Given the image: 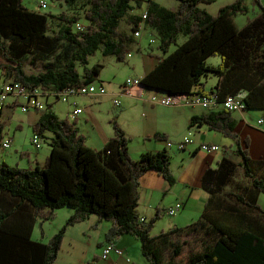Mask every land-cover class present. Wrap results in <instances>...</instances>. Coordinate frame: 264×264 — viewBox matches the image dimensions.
I'll list each match as a JSON object with an SVG mask.
<instances>
[{
	"label": "trees",
	"instance_id": "trees-1",
	"mask_svg": "<svg viewBox=\"0 0 264 264\" xmlns=\"http://www.w3.org/2000/svg\"><path fill=\"white\" fill-rule=\"evenodd\" d=\"M56 1L73 9L52 14L29 9L20 0H0V59H6L0 63L1 81L17 80L46 91L93 81L102 65H87L88 55L98 49L123 60L132 32L143 24L155 36L160 56L138 84L212 96L208 110L191 115L188 123L205 124L231 138L239 159L221 156L203 170L200 185L208 196L197 219L151 233L158 212L138 218V179L152 169L173 180L165 149L130 157L128 137L115 120L104 144L90 147L73 118L57 117L46 104L31 124L40 137L50 133L42 164L19 167L0 161V264H56L66 225L90 213L109 222L106 241L124 232L135 236L148 264H264V211L256 201L257 193L264 192V156L250 157L246 137L239 140L233 110L220 105L226 94H240L241 110L257 109L264 118V5L251 0L258 13L236 26L232 15L246 10L242 0L221 4L215 12L200 7L202 0H177L173 8L144 0V16L130 11L132 2L143 0ZM120 21L130 30L119 29ZM178 34L184 38L176 43ZM208 55L219 61L206 63ZM26 58L40 62L41 68L26 72ZM207 74L215 82L205 90L201 76ZM2 126L0 120V137ZM239 166L237 180L233 177ZM66 204L71 212L46 240L41 230L38 237L31 236L35 221L53 218L54 209ZM180 231L194 232L195 247L184 253L174 237Z\"/></svg>",
	"mask_w": 264,
	"mask_h": 264
},
{
	"label": "crops",
	"instance_id": "crops-1",
	"mask_svg": "<svg viewBox=\"0 0 264 264\" xmlns=\"http://www.w3.org/2000/svg\"><path fill=\"white\" fill-rule=\"evenodd\" d=\"M144 8L145 1L143 0L140 4L133 5L130 11L140 14ZM152 36L151 30L143 24L139 25L136 34L133 32L131 34L129 54H125L122 61L127 64L129 69L136 71L134 77L138 78L143 75L156 63L160 56L156 44L154 48L151 46L146 48L143 45L145 37L147 41H151ZM100 63L102 68L104 63ZM99 80L95 83L104 86V93H79L67 96L71 97L69 99L71 101L70 109L74 106L81 107V111L72 118L78 130L84 134L85 143L90 147L100 148L111 135V120H115L128 137L127 150L130 157L136 158L141 151L145 150L165 149L169 155V170L173 180L167 181L161 174L152 169L142 173L138 179L135 213L138 218L142 217L145 220L157 210L158 217L153 222V226H155L162 218L160 214L166 213L165 208L175 201H180L178 213L170 217L171 225L168 228L182 226L197 219L208 196V193L200 185V176L206 167L214 166L221 156L229 157L235 154L234 141L217 130L209 129L205 124L190 125L188 123L191 115L202 113L209 107L205 108L198 104L163 105L154 103L149 100L148 95L142 93V85H128L130 93H126L122 91L125 80L121 83L117 82L112 87L103 78L99 77ZM214 82L215 78L206 86L205 82L202 81L203 88L209 89ZM154 91L156 92V90ZM113 98L119 100L117 105L113 103ZM103 109L107 113L106 126L103 123L105 116L100 115ZM235 111H237L236 114H234ZM40 112L36 113L35 118L30 122L31 124ZM231 113L234 116L235 128L241 142L240 128L247 123L249 113L246 110H233ZM56 116L62 118L58 114ZM259 117L261 116H256L255 125L264 122L263 118L262 122L257 123L256 120ZM188 130L191 132V140L185 143L182 148H177L175 142ZM166 141H169L170 144L167 145ZM200 142L216 143L218 148L211 151L203 150L198 147ZM247 146L248 141L246 148ZM169 149L176 154V158L179 160L175 163L174 168H172ZM2 160L4 161L3 158ZM170 197H173V203H171ZM108 225L107 220L99 219L94 213L67 224L60 240L55 263L78 264L90 261L91 264H148L140 252L138 239L128 232L119 234L112 241L121 248V254L111 250L106 257H101V247L107 242L104 238V232Z\"/></svg>",
	"mask_w": 264,
	"mask_h": 264
},
{
	"label": "rangeland",
	"instance_id": "rangeland-1",
	"mask_svg": "<svg viewBox=\"0 0 264 264\" xmlns=\"http://www.w3.org/2000/svg\"><path fill=\"white\" fill-rule=\"evenodd\" d=\"M160 4L173 7L176 5L177 0H156ZM231 0H202L199 2V6L204 8L209 12H215L217 7L221 4L229 2ZM261 4L264 5V0H259ZM20 2L29 9H37L40 11L50 12L52 14H56L59 12L60 9L72 10V8H67L62 2L58 1H51L45 0L43 5L38 4V0H20ZM242 2L246 6V10L244 12H236L232 15L233 21L236 26H241L247 19L255 16L259 9L257 4L253 3L251 0H242ZM137 5L132 2V6ZM141 8L140 6L138 7ZM74 10L80 13V9L75 7ZM75 23H82L81 19L76 21ZM119 29H124L129 31L130 27L124 21L119 22ZM151 41H147L146 37L143 40L144 47H153L156 44L155 36L151 37ZM184 38V35L178 34L176 38V43L180 42ZM175 44H171L168 47V50L174 47ZM160 53V51H159ZM6 59L1 58L0 63H4ZM219 61V57L217 55H208L205 58V62L208 64H216ZM94 62H102L104 63L103 67L100 69L99 77L103 78L109 86H115L117 82L121 83L125 80L126 77H134L135 72L127 67V64L120 60L117 61L112 54H102L98 49L95 50L92 54L88 55L87 58V65H91ZM22 66L26 72L30 71H37L41 68L40 62L34 61L33 63L29 62V59L26 58L22 61ZM78 68H80L78 66ZM99 72V71H98ZM2 72L0 71V77H2ZM98 77V73L93 79V82L100 81ZM215 76L212 74H207L201 76V80L205 82V85L208 86L211 80ZM2 78H0V81ZM153 88L149 87H142V93L146 95H150L154 93ZM71 97H67L65 100H61L57 97H53L51 95L41 96L40 100L42 101V105L36 109H27L25 111H21L19 108L20 101H23L22 97H18L16 102H12L14 98L12 96H8L6 99V106L3 108L1 112L0 120L3 121V126L1 130V137L0 142L3 139L8 138L9 146L5 149L0 148V161L2 158L4 159L5 163L9 165L19 166V167H27L33 166L35 163L42 164L45 156L48 154L49 145L47 142V137L49 135V131L44 132V136H38V146H35L31 141L30 137L33 133L31 120L35 118L36 113L43 110L45 105H49V109H52L56 114L59 116L65 117L68 120H71L72 117L70 114V99ZM249 113L247 123L240 128V135L243 137L246 135L248 141V154L252 158H259L264 155L263 145H264V122L260 125H255L254 121L256 116H261L259 110L257 109H246ZM237 111L234 112L236 114ZM106 111L103 109L100 112V115L104 117V124L106 119ZM71 118H70V117ZM102 120V119H101ZM108 125V124H107ZM110 125V124H109ZM106 126V124H105ZM169 153L171 154V164L172 168H174L175 163L179 160L176 158V154L169 149ZM232 160H238V156L233 154L229 156ZM241 167H236L234 173V179H239L241 175ZM168 199V198H167ZM171 203L174 202L173 197L169 198ZM257 204L259 205L260 209L264 211V192L259 191L256 196ZM72 206L71 205H63L61 207L55 208V214L51 219H45L41 221H35L31 236L38 237L40 235V230L42 231L43 235L42 238L46 240L64 221L68 214L71 212ZM178 209L174 211L172 214L168 213H161L162 218L159 222L150 229L152 233L158 232L159 228L162 230H167L168 227L171 225L169 220L172 215H177ZM177 238L178 243H180V250L181 253H184L187 249L195 247V240H194V232H187V231H180L174 235ZM164 256H168V252L164 251Z\"/></svg>",
	"mask_w": 264,
	"mask_h": 264
},
{
	"label": "built area",
	"instance_id": "built-area-1",
	"mask_svg": "<svg viewBox=\"0 0 264 264\" xmlns=\"http://www.w3.org/2000/svg\"><path fill=\"white\" fill-rule=\"evenodd\" d=\"M45 3V0H38L39 5H43ZM141 16H144V11L141 13ZM75 26L77 28L81 27L80 23H75ZM134 34L137 33V30L133 31ZM129 54L128 52L126 53ZM135 85L138 84V78L137 77H126L124 81V86L122 88V91L126 93H130V89L128 85ZM105 88L100 83H95L93 81H90L88 83L78 84V85H71L68 87L61 88L56 91H46L42 90L37 86H25L21 84L17 80H4L0 82V118H1V112L3 108H5L6 99L8 96H12L14 100L12 102H16L18 97H22L23 101H20L19 108L21 111H25L28 108H39L42 105V101L40 100L41 96L45 95H52L54 97H57L61 100H65L68 95L73 94H86V93H104ZM149 100L154 103H159L163 105H194L198 104L202 107H208L210 104L213 103V98L210 95H202L199 93H187V92H169L165 90L156 91L154 93H151L148 96ZM240 94H226L221 102L220 105L230 109V110H241L243 107V102L241 101ZM113 103L118 104L119 100L117 98H113ZM81 111V107L74 106L70 109V116L74 117L75 114ZM263 118L259 117L257 118L256 122L260 123L262 122ZM190 131L188 130L185 134L182 135V137L175 142L177 148H182L185 143L189 142L190 139ZM38 134L33 131L30 141L35 145L38 146ZM166 144H170L169 141H166ZM9 145L8 138L3 139L0 142V148L5 149ZM198 147L203 150L211 151L216 150L218 148V144L212 143V142H200L198 144ZM180 207V201H175L173 204L167 206L165 208V212L168 214L174 213L176 209ZM140 220L143 218L140 217ZM113 251L117 254H121V248L116 246L113 242L107 241L104 243L101 247V257H106L109 251ZM78 264H91L90 261L80 262Z\"/></svg>",
	"mask_w": 264,
	"mask_h": 264
},
{
	"label": "water",
	"instance_id": "water-1",
	"mask_svg": "<svg viewBox=\"0 0 264 264\" xmlns=\"http://www.w3.org/2000/svg\"><path fill=\"white\" fill-rule=\"evenodd\" d=\"M154 90H156V91H158V90L161 91L160 89H154Z\"/></svg>",
	"mask_w": 264,
	"mask_h": 264
}]
</instances>
